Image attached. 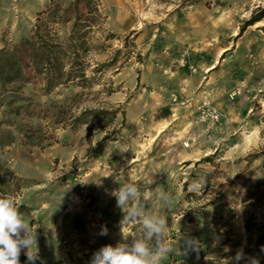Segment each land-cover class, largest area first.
Segmentation results:
<instances>
[{
  "label": "rangeland",
  "instance_id": "obj_1",
  "mask_svg": "<svg viewBox=\"0 0 264 264\" xmlns=\"http://www.w3.org/2000/svg\"><path fill=\"white\" fill-rule=\"evenodd\" d=\"M95 2L92 87L45 94L41 77L25 66L20 114L0 110V166L10 172L1 196L15 199L36 233L33 250L54 264L130 244L141 227L122 229L124 213L110 193L131 180L139 193L133 206L166 215L171 251L161 264H229L241 247L264 256V18L241 30L264 0ZM49 3L0 0V47L29 38ZM110 107L118 112L104 130L91 115L70 118ZM250 154L258 157L248 163ZM212 171L204 190L190 188ZM158 191L170 200L154 209ZM218 192L223 200L208 205ZM184 236L199 241L198 253L181 254Z\"/></svg>",
  "mask_w": 264,
  "mask_h": 264
},
{
  "label": "trees",
  "instance_id": "obj_2",
  "mask_svg": "<svg viewBox=\"0 0 264 264\" xmlns=\"http://www.w3.org/2000/svg\"><path fill=\"white\" fill-rule=\"evenodd\" d=\"M101 13L99 4L95 0H50L44 10L38 12L36 22L29 38L24 39L19 45L5 44L0 47V110L7 116L20 114L22 105L18 101L22 99L21 90L26 82L25 66H30L33 72L40 76L43 83V92L50 93L59 86H74L90 89L96 76H89L87 68L88 55L93 49V33L100 29L99 23ZM264 18V8H260L247 19L241 30ZM109 62L97 64L93 72H101ZM115 107L101 108L97 110H84L77 117L70 115L73 122L79 121L81 117L91 115L97 120V128L104 130L110 127L117 115ZM59 113L54 119L60 121ZM9 118L8 122L13 121ZM110 131L108 134L114 133ZM248 163L258 157L250 154ZM203 161H207L204 158ZM199 161L197 162V164ZM215 172H209L203 179L208 180ZM10 172L3 170L0 166V198L2 186L10 181ZM200 179V178H196ZM188 182L184 183L187 191ZM205 189V185L201 190ZM253 195V194H251ZM188 197L194 193L188 192ZM256 199V198H255ZM223 200V196L217 193L214 200L208 202L214 204ZM255 202V200H252ZM252 219L247 216L244 227L249 229ZM264 231V223L261 225ZM252 249L256 250V246ZM93 254L82 256H68L57 260L54 264H90ZM20 264H31L25 254L19 257ZM35 264H41L39 260ZM264 264V259L260 261Z\"/></svg>",
  "mask_w": 264,
  "mask_h": 264
},
{
  "label": "clouds",
  "instance_id": "obj_3",
  "mask_svg": "<svg viewBox=\"0 0 264 264\" xmlns=\"http://www.w3.org/2000/svg\"><path fill=\"white\" fill-rule=\"evenodd\" d=\"M205 184V180L200 178L193 181L190 188H203ZM110 194L115 197L116 206L124 213L121 220L122 229L127 224L136 223L140 225L141 232L129 234L132 236L130 244L121 242L116 246L101 247L92 255L90 264H161L171 251L166 215H161L159 211L144 212L139 206H133V201L139 195L135 181L129 180ZM169 200L170 196L167 193L158 191L153 208L158 209ZM100 235H107L106 227L101 230ZM127 237H124L125 240ZM181 238L184 246L182 255L199 252L200 243L196 238L191 236ZM34 244H37L36 233L34 234L29 224L25 222L15 199L0 198V264H20L19 257L22 250H26L25 255L31 264H35L37 260H41V264H44L38 255L37 247L33 250ZM261 251L264 252V247ZM241 262L260 264L257 257L246 255L243 247L237 249L229 264H241Z\"/></svg>",
  "mask_w": 264,
  "mask_h": 264
},
{
  "label": "built area",
  "instance_id": "obj_4",
  "mask_svg": "<svg viewBox=\"0 0 264 264\" xmlns=\"http://www.w3.org/2000/svg\"><path fill=\"white\" fill-rule=\"evenodd\" d=\"M207 116H209L214 121H217L219 118V115L216 113L214 108L208 109Z\"/></svg>",
  "mask_w": 264,
  "mask_h": 264
},
{
  "label": "crops",
  "instance_id": "obj_5",
  "mask_svg": "<svg viewBox=\"0 0 264 264\" xmlns=\"http://www.w3.org/2000/svg\"><path fill=\"white\" fill-rule=\"evenodd\" d=\"M262 257H264V256L261 255L260 257H258L259 261H261Z\"/></svg>",
  "mask_w": 264,
  "mask_h": 264
}]
</instances>
